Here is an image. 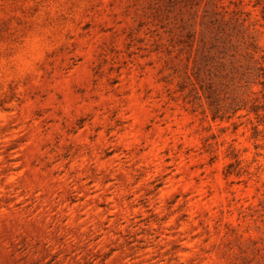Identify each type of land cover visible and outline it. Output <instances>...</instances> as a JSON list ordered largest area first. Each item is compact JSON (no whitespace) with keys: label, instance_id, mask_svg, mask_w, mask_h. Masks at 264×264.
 I'll use <instances>...</instances> for the list:
<instances>
[{"label":"rangeland","instance_id":"obj_1","mask_svg":"<svg viewBox=\"0 0 264 264\" xmlns=\"http://www.w3.org/2000/svg\"><path fill=\"white\" fill-rule=\"evenodd\" d=\"M0 264H264V0H0Z\"/></svg>","mask_w":264,"mask_h":264}]
</instances>
